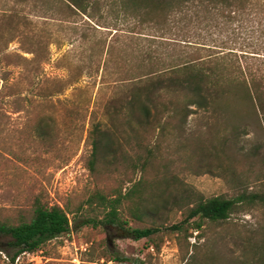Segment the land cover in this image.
<instances>
[{
    "label": "trees",
    "instance_id": "trees-1",
    "mask_svg": "<svg viewBox=\"0 0 264 264\" xmlns=\"http://www.w3.org/2000/svg\"><path fill=\"white\" fill-rule=\"evenodd\" d=\"M59 1L69 16L78 12L88 18L109 6L115 24L126 25L131 36L142 34L148 45L138 62L126 61L133 67L114 81V92L102 106L104 121L90 122L88 169L99 183L112 180L115 185L95 186L76 208L49 204L37 195L26 209L0 213V234L10 237L14 249L11 262L68 232L69 215L83 207L97 213L85 223L102 226L105 234L111 229L119 236L146 238L154 251H159L164 234H173L182 259L232 214L264 207V170L256 179L261 183L256 191H248L251 181L244 171L233 170L232 195L205 196L178 177L169 149L171 138L179 140L197 109L222 116L229 113V102L243 105L235 112L243 128L264 135V0ZM34 127L40 142L52 140L41 121ZM262 146L264 142L252 150L264 168ZM171 212L180 217L171 222ZM191 237L196 241L190 243ZM106 240L96 257L92 246L86 249L87 261L128 260ZM235 244L236 257L212 247L204 259L264 264V225L236 236Z\"/></svg>",
    "mask_w": 264,
    "mask_h": 264
},
{
    "label": "rangeland",
    "instance_id": "rangeland-1",
    "mask_svg": "<svg viewBox=\"0 0 264 264\" xmlns=\"http://www.w3.org/2000/svg\"><path fill=\"white\" fill-rule=\"evenodd\" d=\"M108 7L88 18L78 12L69 16L59 0H0L3 215L28 208L37 195L49 204L67 203L76 208L95 186L115 185L112 180L99 183L88 169L90 122L104 121L102 106L114 92V81L133 67L126 61L138 62L148 41L140 33L131 36L126 25L115 24ZM242 107L229 102V113L222 116L210 109H197L179 140H170L173 169L183 183L205 196L232 195L233 170L245 172L251 181L248 191L261 185L256 179L262 178L259 175L264 168L252 148L264 142V135L241 126L235 112ZM40 121L52 136L46 144L34 129ZM263 152L262 146L259 154ZM96 217V212L81 208L69 215L68 232L46 242L40 250L18 254L13 262L10 237L0 234V264H110L87 261L90 255L86 249L92 246L96 257L105 238L113 251L128 258L121 264H236L206 260L204 255L214 247L236 257L235 237L264 225V207L232 214L227 224L198 241L189 238L199 246L190 247L184 259L173 234H164L159 251H154L146 238L119 236L111 229L105 234L102 226L85 223ZM179 217L178 212L169 215L171 222Z\"/></svg>",
    "mask_w": 264,
    "mask_h": 264
}]
</instances>
